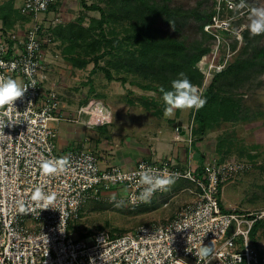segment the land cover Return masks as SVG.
Returning a JSON list of instances; mask_svg holds the SVG:
<instances>
[{
    "label": "built area",
    "instance_id": "built-area-1",
    "mask_svg": "<svg viewBox=\"0 0 264 264\" xmlns=\"http://www.w3.org/2000/svg\"><path fill=\"white\" fill-rule=\"evenodd\" d=\"M56 1L24 0L18 9L33 24L23 33H0V75L26 85L35 81V87H29L15 102L16 109L2 117L15 125L0 128V264H197L195 252L201 244L212 246L213 240L211 264H264V254L253 242L259 232L252 237L264 212L226 210L222 204L223 186L244 170L241 163L208 159L203 173L194 176L190 169L178 170L170 161L142 160L130 170L115 165L103 168L93 152L76 149L67 156L66 171L41 173L39 165L44 159L60 158L55 124L64 120L60 101L44 85L49 68L44 49L53 43V32L50 24L39 21ZM230 3L226 7L232 10ZM221 9L222 5L217 14ZM220 22L233 30L228 21ZM220 65L211 62L207 79L211 72L216 76L224 71ZM205 87L206 83L203 90ZM142 164L179 172L176 181L193 182L200 190L198 199L172 219L142 225L123 235L99 231L84 239L73 237L72 222L88 203L101 201L105 191L119 192L116 199L128 207L146 204L132 202L138 195L133 174ZM36 186L55 194L47 209L31 200ZM166 191H157L151 200ZM21 203L26 211L20 210Z\"/></svg>",
    "mask_w": 264,
    "mask_h": 264
},
{
    "label": "rangeland",
    "instance_id": "rangeland-1",
    "mask_svg": "<svg viewBox=\"0 0 264 264\" xmlns=\"http://www.w3.org/2000/svg\"><path fill=\"white\" fill-rule=\"evenodd\" d=\"M2 2L5 0H1ZM0 1V2H1ZM229 0H146L145 2L153 7L161 8L166 7L168 10L191 11L198 10L202 16V21L198 22L194 17L178 20L177 23H168L165 14L151 16L148 11L143 10L136 17L138 21L140 18L147 19L146 22L152 30H157L162 36H172L182 41L186 46L191 45L193 42H200L203 34L208 35L209 40L203 45L207 47L208 52L203 54L195 68L204 75L203 85L198 87L203 93L207 92L208 87L215 79L214 74L209 73L207 79L208 68L211 62L219 63L220 66L225 67L227 70L232 64L237 61L243 60H262L264 63V35L251 36L245 38L246 28L242 27L248 23L247 15L252 7H259L264 5V0H245L247 5L245 9L241 10L243 15L236 13L233 9L230 10L228 5ZM232 4L239 3L240 0H230ZM24 0H6L0 7V12H7L11 14V18L18 20L30 26L33 20L22 15L19 7L23 4ZM121 0H57L56 7L54 6L49 12L41 16L39 21L50 24L53 35L55 29L63 28L72 24L75 28L83 27L88 30L92 35V40H101L100 31L97 28L100 21V11L88 9L96 6L105 12L118 11L119 20L112 18L110 23L103 26L108 38H123L128 33L132 32V26L136 24L129 21L127 17L124 19L125 7H120ZM58 4V5H57ZM13 5V7H12ZM14 5H17L16 10ZM222 5L221 14H217L218 8ZM224 5V9H223ZM135 7V6H134ZM127 9V8H126ZM141 10L135 7V10ZM227 9V10H226ZM225 10V11H223ZM148 17V18H147ZM218 17V18H217ZM10 18V17H8ZM28 18V19H25ZM234 19V21H233ZM30 20V21H29ZM57 20V21H55ZM9 21V20H8ZM185 21V22H184ZM220 21H228L233 30L229 27L226 28ZM145 22V21H144ZM178 22H184L185 25L176 31ZM220 22V23H218ZM213 23V24H212ZM52 24V25H51ZM211 24L213 26H211ZM138 24H136L137 26ZM215 26H223L221 29H215ZM203 27V32L201 31ZM219 28V27H217ZM223 28V29H222ZM238 31L242 40L238 39L235 32ZM57 37V36H56ZM200 45V43H198ZM69 42H64L59 39L53 40V43L45 47V60L49 65L47 72V79L44 82L45 87L50 88L52 93L55 94L58 101H74L73 106L78 107V103L83 102L90 104H105L104 113L108 112L112 116L117 117L120 112H144L141 105L143 98H155L161 100V94L158 92L144 91L139 86L131 84V82H139L146 84L141 78V75L132 72L127 73L124 68H119L118 61L123 59L124 53L120 52L119 55H114L103 58L100 61V66H103L111 71L115 78H126V83L107 81L105 74L101 71L92 73L94 63H91L84 69L75 68L68 60V56L77 57L78 50H74L69 54L67 50L70 48ZM97 54H101L106 50L105 45ZM202 47V46H201ZM134 46L131 50H134ZM259 52V56L255 57ZM72 52V50H69ZM82 52L80 51V54ZM222 67V69H223ZM264 66H259L256 72L244 71L240 75H230L223 77L219 80L216 86L221 87L222 96H234L240 99V115L236 124L221 123L216 126L212 124L210 132L205 136L207 137V148L209 147V159L224 161H235L236 163L243 164L244 170L224 184L222 194V204L226 210H239L260 213L264 212ZM146 72L150 71L145 69ZM52 72V73H51ZM50 77V78H49ZM246 81L237 83L238 79L243 78ZM236 79V81H235ZM243 80V79H242ZM241 80V81H242ZM204 83L206 87L203 90ZM235 83V86H232ZM53 84V85H51ZM50 85V86H49ZM154 85V83H153ZM130 100L133 104H130ZM62 106V105H61ZM62 109V107H61ZM103 110V109H102ZM106 110V111H105ZM152 111V110H151ZM190 114L189 124L185 129L189 137L187 143L191 146L195 136L193 130L196 125L194 122V114L196 110H185ZM62 115L64 120L65 114ZM117 119V118H115ZM186 121V117H184ZM63 120V121H64ZM107 124L111 121L105 120ZM116 121V120H115ZM187 122V121H186ZM177 133V132H176ZM176 141L181 140V136L177 133ZM225 140V154H222L224 161L216 152V146L219 140ZM180 142V141H179ZM195 148L196 145H195ZM213 151V152H211ZM195 156H192V165L202 166L201 152L197 148L194 150ZM219 158V159H218ZM202 170V167H201ZM106 192V191H105ZM109 191L106 193H112ZM103 193L101 201L90 202L83 209L79 218L72 222L71 233L73 237L78 238L85 235H92L99 231H108L119 235L126 234L134 231L142 225H150L157 222H165L175 217L181 208L189 204H193L200 195V190L191 181L180 180L175 181L168 190L146 203L139 208H132L128 206L115 207L111 201L109 194ZM259 236L257 240L253 241L258 244V248L264 254V219L259 222ZM233 233V227L229 230L228 236Z\"/></svg>",
    "mask_w": 264,
    "mask_h": 264
},
{
    "label": "trees",
    "instance_id": "trees-1",
    "mask_svg": "<svg viewBox=\"0 0 264 264\" xmlns=\"http://www.w3.org/2000/svg\"><path fill=\"white\" fill-rule=\"evenodd\" d=\"M112 1L114 2L115 0ZM145 1L146 0H121V4L119 5L120 7L117 8L123 9V7H125V14L122 19L127 17L129 21H133L138 24L137 26L134 24L132 26V32L130 34L128 33L121 39L117 37L108 38L106 32L103 30V26L110 23V20H112L113 17L114 19H120L118 16L120 12H105L96 6H92L88 9L100 11L101 18L97 25L101 36L100 41H90L92 35L88 33V30L83 29L81 26L80 28H75L72 24L63 28L60 27L55 29L53 40L55 41L57 38L61 41L69 42L71 44L69 50H72V52L67 50L69 54H72L74 50L79 51L77 57L68 56L69 62H71L75 68L84 69L91 63H94L92 73L95 74L98 71L103 72L107 81L109 82H119L125 84L127 80L126 78H115L109 69L100 66V61L103 58L112 55L113 53H115L114 55H119L120 52L124 53L123 59L118 61L119 68H124L127 73L132 72L134 74H139L141 75V78L147 82L146 84H141L139 82L133 81L131 84L139 86V88L144 91L158 92L161 94V100H157L155 98H143L141 99V103H138L143 107L144 110L150 112L153 116L160 118L163 115L164 109V103L160 89L161 87L166 90L170 89L171 81L177 78L180 72L185 73V75L194 85L198 87L203 85L204 75H202L195 68V64L198 63L203 54L208 52L209 48H205L203 45L209 40V38L208 35L204 33L203 38L200 40V42L198 41L200 45L195 41L191 45L186 46L182 41H179L175 37L169 35L162 36L157 32L156 29L152 30L151 27L148 26V23L146 22L147 19L145 20L142 17L137 21L136 17L139 15V13L142 14L143 10H145L148 11L153 17L156 15L165 14V18L170 24L177 23L178 20L187 19L188 17H194L196 21L201 22L202 16L198 13L197 9L191 11H181L180 9L168 10L166 7H153L147 4ZM54 6L56 7V5H52L50 10ZM134 6L142 9V11L138 9L135 10ZM0 9L3 10L4 8ZM184 22H178L176 25V31H180V29L185 25ZM201 31L203 32V27ZM244 37H249V32H245ZM103 44L105 45L106 50L101 54H97L101 50V45ZM133 46L135 48L134 50H131L130 48ZM80 51L82 52L81 54ZM255 54H257L255 57H258L261 53L259 54L257 51ZM259 66H264L262 60L253 61L250 59L237 61L227 68V70L215 76V79L208 87L207 92L204 95V97L207 99L206 105L199 111H196L194 114V122L196 127L193 130V135L195 138L201 140L203 137H205L210 132L213 123H215L216 126L220 125L221 123L236 124L235 121L238 120V116L240 115L241 100L234 96H222L221 87L216 86V84L223 77L230 75H240L244 71H259V69L256 70ZM149 68L150 71L146 72L145 69ZM244 78L247 77L238 79L237 83L246 81ZM232 86H235V83H232ZM129 103L133 104L131 100ZM180 111L181 110H177V112ZM224 144V139L219 140L217 143L216 152L219 156L225 154ZM222 159V161H224V157ZM199 173L201 175L203 173V169L200 170ZM258 229L259 225H257L253 230L252 237L254 239L255 233L258 231ZM111 234L113 236L119 235L115 234L114 232ZM86 237H88V235L83 234L79 238L84 239Z\"/></svg>",
    "mask_w": 264,
    "mask_h": 264
},
{
    "label": "crops",
    "instance_id": "crops-1",
    "mask_svg": "<svg viewBox=\"0 0 264 264\" xmlns=\"http://www.w3.org/2000/svg\"><path fill=\"white\" fill-rule=\"evenodd\" d=\"M5 1L0 2V7ZM16 7L17 5H14L15 10ZM17 21L11 18V14L0 12V33H23L30 27V22L24 24ZM45 88L49 90L53 87ZM72 103L74 101H61V111L66 119L55 124L59 157L68 156L73 150L83 149L93 152L103 168L115 165L126 170L134 168L142 160L155 163L170 161L178 170L190 169L194 176L200 175L201 167L203 169L209 159L207 137L201 140L195 138L191 146L186 142L189 134L185 129L189 124L190 114L185 110L180 112L176 110L172 117L162 115L160 118L147 111L132 113L127 110L120 112L117 117L112 116L111 123L107 124L103 112L105 104L89 102L83 105L81 102L77 107ZM81 108H87L88 112L81 113ZM184 117L187 118V122ZM176 132L181 136L180 142L175 140ZM195 145L201 155L203 153L204 161L201 167L192 165V156L196 155L194 150L197 149ZM113 195L117 197L120 194L114 191L108 196Z\"/></svg>",
    "mask_w": 264,
    "mask_h": 264
},
{
    "label": "clouds",
    "instance_id": "clouds-1",
    "mask_svg": "<svg viewBox=\"0 0 264 264\" xmlns=\"http://www.w3.org/2000/svg\"><path fill=\"white\" fill-rule=\"evenodd\" d=\"M245 0H240L239 3L229 4L236 13L243 15L242 11L246 8ZM41 8L45 5L41 4ZM248 23L242 27L246 28L251 36L264 35V5L259 7H252L247 15ZM235 35L238 39H243L241 34L236 31ZM29 87H35V81L31 85L18 83L16 79L12 77H5L0 75V128L4 129L5 126L15 125L11 119L7 122L2 117L9 115L13 110L14 104L18 99H22ZM162 100L164 103L163 115L165 117H172L176 110H196L202 109L207 99L203 96L198 86L194 85L185 73L180 72L178 77L171 81L170 89L166 90L161 87ZM31 102H29V105ZM16 109V108H15ZM106 111V110H105ZM81 113H87V108H81ZM112 114L107 113L106 119L111 121ZM69 158L67 156L60 158H46L39 167L43 175H54L67 170L69 166ZM137 177L134 181L138 189V195L132 198V202L137 200L142 203L150 202L151 198L157 191H166L173 185L180 177L179 172H170L168 169L157 170L151 167H145L143 164L140 169L133 174ZM131 179L132 177H126ZM31 200L37 204V206L47 209L48 206L55 200L54 193H46L42 186H36L31 193ZM111 201L115 207L124 206L123 200H117L116 196L111 197ZM20 210L26 211L23 203H21ZM197 256V264H211V258L215 256V241H212V246H199L195 252ZM94 264V261L91 262Z\"/></svg>",
    "mask_w": 264,
    "mask_h": 264
},
{
    "label": "bare ground",
    "instance_id": "bare-ground-1",
    "mask_svg": "<svg viewBox=\"0 0 264 264\" xmlns=\"http://www.w3.org/2000/svg\"><path fill=\"white\" fill-rule=\"evenodd\" d=\"M107 116V115H106ZM105 119H106V117H105Z\"/></svg>",
    "mask_w": 264,
    "mask_h": 264
}]
</instances>
